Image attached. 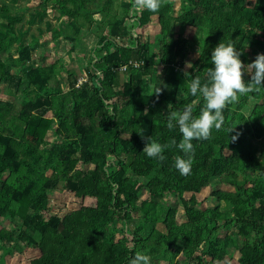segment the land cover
I'll return each mask as SVG.
<instances>
[{"label":"trees","instance_id":"16d2710c","mask_svg":"<svg viewBox=\"0 0 264 264\" xmlns=\"http://www.w3.org/2000/svg\"><path fill=\"white\" fill-rule=\"evenodd\" d=\"M18 2L0 1V94L10 99L0 98V219L10 225H0V264L11 248L40 249L29 264H129L136 253L150 264H230L236 254L234 264H264V87L243 74L250 90L193 140L187 174L175 167L182 133L167 127L172 112L206 106L190 84L206 81L221 40H235L245 66L264 53V0H161L156 11L146 0ZM44 33L68 53L85 46V76L37 53ZM147 137L167 144L163 160L143 151ZM55 190L77 208L35 202Z\"/></svg>","mask_w":264,"mask_h":264},{"label":"clouds","instance_id":"9594fccd","mask_svg":"<svg viewBox=\"0 0 264 264\" xmlns=\"http://www.w3.org/2000/svg\"><path fill=\"white\" fill-rule=\"evenodd\" d=\"M146 4L147 7L156 11L160 8L161 0H146ZM241 55L242 49L237 47L235 40L229 39L227 42L221 40L212 49L213 66L208 68L206 81L202 83L201 78L195 76L190 84L191 93H202L206 106L199 115L193 114L191 105H186L183 110L170 114L167 127L172 129L178 126L182 133L178 147L185 155H177L175 159V167L182 173L187 174L191 171L195 152L193 140L207 139L213 127L220 128L224 121L223 109L232 101L237 100L239 93L250 90L249 82H245L243 74L251 69V82L264 87V53H258L255 60L246 66ZM188 66L191 67L190 62ZM161 91L162 88L159 86L156 93ZM232 139H238V134ZM172 143H177L175 138ZM166 147L167 144L160 140L147 137L143 151L149 157L163 160ZM129 264H150L149 256L136 253L130 258Z\"/></svg>","mask_w":264,"mask_h":264},{"label":"rangeland","instance_id":"374dc122","mask_svg":"<svg viewBox=\"0 0 264 264\" xmlns=\"http://www.w3.org/2000/svg\"><path fill=\"white\" fill-rule=\"evenodd\" d=\"M0 1H3V0H0ZM31 3H33L32 0H19V2L17 4L20 6H23V5H28ZM114 8H115V6H114ZM52 22H54V21H52ZM42 28H44V27H42ZM30 32L33 33L35 36L38 35V33L34 27L31 28ZM144 33L149 38V42H150L151 47H152L149 50L151 53L154 45H156L158 43V40H159V27L157 24L152 23L147 27V29L144 31ZM185 34H186V36H190L191 31L186 30ZM39 41H40L39 42L40 45H42V48L40 50H38L37 53L40 51V54L45 55L46 58L50 61H53L55 59L54 57H60L63 59L62 61H63V64L66 66V68H68L72 72L78 74L80 77L85 76L84 67L87 63L88 56H87V51L85 50V46L83 44L78 45L76 47L75 52H80V53H68L64 48L65 46H64L63 41L61 39H58L56 41H52L50 39V34H48V33H44V35L40 38ZM88 47H89V45L86 48L88 49ZM14 49L15 48H12V51H14ZM89 49H91V48H89ZM188 62L192 63V60L190 58L187 59V61L185 62L184 70L189 69ZM151 88L145 87L143 89V92L144 93H151V91H152ZM26 93L30 97H33L35 95L33 93V91H27ZM0 98L2 100H9L10 101V99H8L7 97H5L1 94H0ZM20 100L21 99H17L16 102L18 103V102H20ZM253 105H254V102L249 101L248 105L245 107L243 112L247 115L249 109L252 108ZM141 193L143 194L141 196V199H145L146 198L145 196L147 195L146 190L145 189L142 190ZM208 195H209V190H204L201 192L200 205L202 208L209 207L212 204L213 200L212 199L210 200V198H207ZM186 196L188 197V195H186ZM35 202L38 203L42 208H46V209H48V211H53V212H56L57 214H61L63 209H66V210L76 209L77 206L79 205L77 198H75L71 194L67 193L66 191L60 192V190H55L52 193L49 192V195L47 193L45 194L43 191H41V192H39V194L35 198ZM171 203H172V201H171ZM178 218H179V221H183L184 217H183L182 211H180ZM0 225L6 226V227L10 226V225H8L7 222H5V221L2 222L1 219H0ZM25 231L29 235L35 236L36 232L34 231L33 228L26 227ZM1 253H3V252H1ZM41 254H42V252L40 249H39V251L26 249V250H22V252H18V250L16 248H11L10 251L7 250V252L2 256L1 264H29L31 258H33V257L38 258ZM236 255H234L232 258L227 257L226 262H228L230 264H234L236 261ZM232 259H234V260H232Z\"/></svg>","mask_w":264,"mask_h":264},{"label":"built area","instance_id":"2783aa9c","mask_svg":"<svg viewBox=\"0 0 264 264\" xmlns=\"http://www.w3.org/2000/svg\"><path fill=\"white\" fill-rule=\"evenodd\" d=\"M131 64V63H130ZM132 65L133 66H137L138 64L137 63H132ZM126 69V66H122L121 68H120V70H122V71H124Z\"/></svg>","mask_w":264,"mask_h":264}]
</instances>
